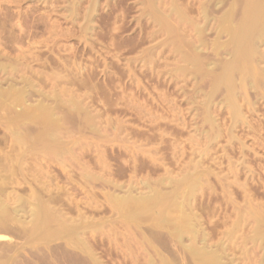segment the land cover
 I'll list each match as a JSON object with an SVG mask.
<instances>
[{
  "label": "rangeland",
  "instance_id": "1",
  "mask_svg": "<svg viewBox=\"0 0 264 264\" xmlns=\"http://www.w3.org/2000/svg\"><path fill=\"white\" fill-rule=\"evenodd\" d=\"M0 61V264H264V0H0Z\"/></svg>",
  "mask_w": 264,
  "mask_h": 264
},
{
  "label": "bare ground",
  "instance_id": "2",
  "mask_svg": "<svg viewBox=\"0 0 264 264\" xmlns=\"http://www.w3.org/2000/svg\"><path fill=\"white\" fill-rule=\"evenodd\" d=\"M246 35H247V34H246ZM251 35H252V34H251ZM251 35H250V36H251ZM253 35H254V34H253ZM247 36H248V35H247ZM247 36H246V37H247ZM249 38H250V37H249ZM250 39H251V38H250ZM245 41H246V39H245ZM252 41H253V40H252ZM247 42H248V41H247ZM255 42H256V41H255ZM254 45H255V44H254ZM243 53H244V52H243ZM244 55L247 56L246 53H244ZM248 55H250V53H249ZM247 57H248V56H247ZM247 57H246V58H247ZM246 58H244V59H246ZM248 58H249V57H248ZM246 61H247V60H246ZM0 62H1V61H0ZM248 62H249V60L247 61V63H248ZM1 63H3V61H2ZM1 63H0V64H1ZM4 63H5V62H4ZM4 63H3V64H4ZM9 63H11V62H9ZM9 63H7V66H9V65H8ZM242 63H244V62H242ZM5 64H6V63H5ZM13 64H14V63H13ZM20 64H21V63H20ZM249 64H250V63H248L247 65H249ZM10 65H11V64H10ZM14 65H15V64H14ZM16 65H17V63H16ZM16 65H15V67H16ZM242 65H244V64H242ZM242 65L239 64V66H241V67H242ZM250 65H251V64H250ZM252 65H253V63H252ZM252 65H251V67H252ZM1 66H2V65H1ZM5 66H6V65H5ZM18 66H19V65H18ZM235 66H237V65L235 64ZM12 67H13V66H12ZM12 67H11V68H12ZM237 67H238V66H237ZM244 67H245V65H244ZM2 68H3V67H1V69H2ZM5 68H6V67H4V69H5ZM242 68H243V67H242ZM245 68H246V67H245ZM1 69H0V70H1ZM4 69H3V70H4ZM8 69H9V68H8ZM8 69H7V70H8ZM16 69H17V68H16ZM238 69H239V68H238ZM241 70H242V69H241ZM243 70H244V68H243ZM243 70H242V71H243ZM245 70H246V69H245ZM248 70H250V68H249ZM253 71H254V70H253ZM10 72H11V71H10ZM15 72H16V71H15ZM244 72L247 73L246 71H244ZM244 72H243V73H244ZM251 72H252V71H251ZM0 73L2 74L3 72H0ZM5 73H6V72H5ZM8 73H9V72H8ZM16 73H17V72H16ZM12 74H13V71H12ZM248 74H250V73H248ZM248 74H247V75H248ZM255 74H256V73H255ZM14 75H15V74H14ZM24 75H25V74H24ZM237 75H238V74H237ZM244 75H245V74H244ZM9 76H11V74H10ZM12 76H13V75H12ZM22 76H23V75H22ZM22 76H21V77H22ZM240 76H241V75H240ZM250 76H253L252 73H251ZM250 76H249V77H250ZM13 77H14V76H13ZM15 77H16V76H15ZM21 77H20V78H21ZM238 77H239V76H238ZM249 77H247V78H249ZM253 77H254V76H253ZM5 78H6V77H5ZM28 78H30V77H28ZM242 78H243V77H242ZM251 78H252V77H251ZM0 79H1V78H0ZM3 79H4V77H3ZM14 79H15V78H14ZM24 79H25V78H24ZM6 80H7V78H6ZM8 80H9V79H8ZM16 80H17V79H15V81H16ZM26 80H27V79H26ZM28 80H29V79H28ZM242 80H244V79H242ZM242 80H241V82H242ZM256 80H257V79H256ZM2 81H3V80H2ZM2 81H1V82H2ZM18 81H19V80H18ZM22 81H24V80H22ZM29 81H30V80H29ZM239 81H240V80H239ZM3 82H4V81H3ZM9 82H10V81H9ZM9 82H8V83H9ZM235 82H236V81H235ZM244 82H245V81H244ZM12 83H13V82H12ZM31 83H32V82H31ZM31 83H30V85H31ZM33 83H34V82H33ZM33 83H32V86H33ZM249 83L251 84V81H250ZM15 84H16V83H15ZM23 84H24V83H23ZM233 84H234V83H233ZM252 84H253V82H252ZM5 85H6V84H5ZM5 85H4V86H5ZM17 85H19V84H17ZM249 86H250V85H249ZM251 86H252V85H251ZM27 87H28V86H27ZM27 87H26V88H27ZM236 87H237V86H236ZM14 88H16V86H15ZM19 88H20V87H19ZM29 88H31V87L29 86L28 89H29ZM233 88L235 89L234 86H233ZM8 89H9V88H8ZM8 89H7V90H8ZM12 89H13V88H12ZM20 89L22 90V89H24V88L21 87ZM28 89H27V90H28ZM241 89H242V87H241ZM244 89H245V88H244ZM2 90H3V88L0 87V122H1V121L3 122L4 120H5L4 122H7L8 120H10V118H9V119L6 118L7 113H9V112H14V110H16V109H15V108H16L15 106H16L17 104H16V102H13V101H11V100H10L11 102H4V100H2V97L5 96L6 93H7V95L4 97V98H6V97L8 96V94H10L11 92H10V89L7 91L6 88L4 89V91H7L6 93H5V92H2ZM15 90H18V88H16ZM21 90H20V91L18 90L20 93L17 92V91H14V90H11V91H12L13 95H16V94L19 93L20 95L22 94V96H24L23 93L26 92V91H25V89L22 90V91H21ZM35 90H36V89H35ZM23 91H24V92H23ZM33 91H34V90H33ZM242 91H243V90H242ZM16 92H17V93H16ZM21 92H22V93H21ZM28 92H29V91H28ZM34 92H35V91H34ZM36 92H37V91H36ZM240 92H241V91H240ZM245 92H246V91H245ZM12 93H11V94H12ZM14 93H15V94H14ZM235 93H236V92H235ZM4 94H5V95H4ZM245 94H246V93H245ZM25 95H26V93H25ZM28 95H29V94H28ZM33 95H34V94H33ZM16 96H18V95H16ZM10 97L12 98V96L10 95V96H8V99H10ZM14 97H15V96H14ZM40 97H41V96H40ZM23 98L25 99V97H23ZM12 99H13V98H12ZM17 99H20V100H21V96H20V98H17ZM17 99H16V101H17ZM24 99H23V100H24ZM5 100H6V99H5ZM14 100H15V99H14ZM2 101H3V102H2ZM6 101H8V100H6ZM17 103H19V102H17ZM44 103H45V102H42L43 106L46 105V104H44ZM62 103H63V102H62ZM62 103H60V104H62ZM72 103H73V102H72ZM30 104H31V105L27 104V105H29V106H27V108H25L26 106H24L23 108H21V109H22L21 111H18V112L15 111V112H17V113H15V116H14L15 119L12 120L13 123H11V121H10L9 123H6V124L2 123V124H4V125H6V126H7V124H8V126H7L6 129L8 130L9 135L11 136L12 146H11L10 149H12V150H15V149L17 150L18 147H22V146H24V145H25V146H26V145H29V144H27V142H26V139H27L26 137H27L28 135H27V134H24L22 131H23L24 127L26 128V127H28V126L31 124L30 122H31L32 120H33V121L36 120V121L39 122V119H40L41 117H43V118L45 117V115H43V113L46 114V113H47L46 111H47L49 108H50V109L48 110L49 113H47L46 116H47L48 114H50V111H51V115H52V117H53V114H52V108H54V107H52L53 105H52V106L50 105L51 107H48V105H49L50 103L46 105V106L48 107V108L45 110L46 113H45V112H42V114L40 113V114L43 115V116L40 115L38 118H37L36 114H39V112L44 111V109L41 107L42 104H41L40 102L36 103V105H34L33 103H30ZM54 104H55V103H54ZM58 104H59V103H58ZM66 104H67V103H66ZM56 105H57V104H55V106H56ZM64 105H65V104H64ZM68 105H72V104L70 103V104H67V106H68ZM46 106H45V108H46ZM57 107H59V106H57ZM63 107H64V106H63ZM41 108H42L43 110L40 111ZM55 108H56V107H55ZM55 108H54V109H55ZM13 109H14V110H13ZM32 110H33V111H32ZM34 110H36V111L39 110V112H38V111H37V112L35 111L36 114L33 116V115L31 114V112H33V114H34ZM60 110H61V109H60ZM60 110H58V111H60ZM2 111L5 112L6 116H5L4 114H2V113H3ZM55 111H57V110H54V112H55ZM63 111H64V110H63ZM1 112H2V113H1ZM69 112H70V111H69ZM29 113H30V114H29ZM61 113L63 114V112H61ZM9 114H10V113H9ZM56 114H57V113H56ZM64 114L66 115L65 112H64ZM30 115H32V116H30ZM10 116H11V115H10ZM12 116H13V115H12ZM57 116H58V115H57ZM69 116H70V114H69ZM7 117H8V116H7ZM52 117H50V116L47 117V118H49V119H45V118H44L45 120L42 119V118H41V119L45 121V124H47V123H46V120L49 121V122H52V121L50 120V118H51L52 120H55V119H53V118H55V113H54V117H53V118H52ZM59 117H60V116H59ZM59 117H58V118H59ZM64 117H65V116H64ZM60 118H61V117H60ZM61 119L63 120V118H61ZM6 120H7V121H6ZM42 120H41V121H42ZM59 120H60V119H59ZM55 121H57V119H56ZM63 121H64V120H63ZM34 122H35V121H34ZM53 122H54V121H53ZM53 122H52V125H53ZM10 123H11L12 125H11ZM29 123H30V124H29ZM36 123H37V122H36ZM39 123H42V122H39ZM63 123H64V122H62V124H63ZM28 124H29V125H28ZM32 124H33V123H32ZM59 124H60V122H59ZM27 125H28V126H27ZM36 125H37V124H36ZM36 125H34V126H36ZM54 125H58V123H57V124H54ZM54 125L51 126V127H54V128H55ZM6 126H5V127H6ZM38 126H39V124H38ZM41 126L43 127V125H41ZM59 126H62V125H59ZM59 126H57V127L59 128ZM48 127H49V126H47V128H48ZM36 128H38V127H36ZM39 128H40V126H39ZM44 128H45V126H44ZM61 128H62V127H61ZM28 129H29V130H33L34 128H33V129L28 128ZM45 129H46V128H45ZM45 129H44V130H45ZM49 129H50V128H49ZM55 129H56V128H55ZM72 129H73V128H72ZM35 130H37V129H35ZM39 130H40V129H39ZM50 130H51V129H50ZM50 130H47V129H46V130L44 131V133L46 134V132L49 131L48 133L50 134V133H51ZM69 130H70V129H69ZM69 130H68V132H69ZM37 131H38V130H37ZM37 131H36V132H37ZM42 131H43V129H42ZM52 131H53L52 133H57V132H54V130H52ZM59 131H60V130H59ZM70 131H71V130H70ZM8 132H7V133H8ZM24 132H25V131H24ZM26 132H27V131H26ZM28 132H29V131H28ZM63 132H64V131H63ZM29 133H30V132H29ZM32 133H33V131H32ZM42 133H43V132H40V131H39V134H41V136H38V133H37V138L40 137L39 139H41V140H42L43 138H45L46 135L43 133V135H45V137H43ZM58 133H59V132H58ZM69 133H70V132H69ZM71 133H72V132H71ZM33 134H34V133H33ZM33 134H32V135H33ZM49 134H48V135H49ZM26 135H27V136H26ZM53 135H54V134H53ZM57 135H58V134H57ZM61 135H62V134H61ZM54 136H55V135H54ZM58 136H60V135H58ZM67 136H68V135H67ZM70 136H71V135H70ZM70 136H69V138H70ZM30 137H34V136H31V135H30ZM42 137H43V138H42ZM48 137L51 138L50 135H49ZM48 137H47V138H48ZM63 137L65 138V135H63ZM37 138L35 137V141H36ZM47 138H45V139L47 140V142H49ZM50 138H49V139H50ZM56 138H58V137H56ZM60 138H61V137H60ZM67 138H68V137H67ZM33 139H34V138H33ZM46 140H42V141L45 142ZM64 140L66 141V138H65ZM54 141H56V140H53V142H54ZM59 141H61V140H59ZM30 142H31V140H30ZM38 142H39V140H38ZM51 142H52V141H50V143H51ZM40 143H42V142L40 141ZM55 143H56V142H55ZM64 144H65V142H64ZM42 145H45V144H42ZM42 145H41V146H42ZM49 145H51V144H49ZM49 145H48V146H49ZM52 145H53V143H52ZM57 145H58V144H57ZM57 145H56V147H57ZM65 145H66V144H65ZM46 146H47V145H46ZM53 146H54V145H53ZM30 147H31V146H30ZM35 147L38 148L39 146L36 145ZM35 147H34V148H35ZM56 147H55V149H56ZM22 148H23V147H22ZM45 148H46V147H45ZM31 149H32V147H31ZM42 149H44V148H42ZM59 149H61V148H59ZM62 149H63V148H62ZM16 150H15L14 152H16ZM23 150H24V148H23ZM36 150H37V149H36ZM46 150H47V149H46ZM50 150H51V149H50ZM70 150H71V149H70ZM20 151H21V150H20ZM26 151H27V150H26ZM28 151H30V150H28ZM28 151H27V152H28ZM32 151H33V149H32ZM40 151H42V150H40ZM43 151H45V150H43ZM52 151H53V150H52ZM59 151H61V150H59ZM59 151H58V152H59ZM14 152L12 151L11 153H14ZM21 152H22V151H21ZM21 152H20V153H21ZM23 152H24V151H23ZM34 152H35V151H34ZM66 152H67V151H66ZM1 153H2V152H1ZM4 153H5V152H4ZM6 153H7V152H6ZM17 153H19V152L17 151ZM20 153H19V154H20ZM30 153H31V152H30ZM45 153H46V152H45ZM9 154H10V153H9ZM13 155H14V154H13ZM17 155H18V154H17ZM20 155H21V154H20ZM24 155H25V154H24ZM28 155H29V154H28ZM30 155H31V154H30ZM39 155H40V153H39ZM46 155H47V154H46ZM50 155H52V154H50ZM53 155H55V154H53ZM53 155H52V156H53ZM60 155H62L61 152H60ZM68 155H69V154H68ZM6 156H7V154H6ZM6 156H5V157H6ZM22 156H23V155H22ZM32 156H35V154L32 155ZM32 156H31V157H32ZM40 156H41V155H40ZM44 156H45V155H44ZM52 156H51L50 159H53L54 156H53V157H52ZM10 157H11V155H10ZM14 157H15V155L13 156V158H14ZM17 157L19 158V156H17ZM27 157H28V156H27ZM35 157H36L35 159H38V158H37V157H39L38 154H37ZM49 157H50V156H49ZM7 158L9 159V157H7ZM24 158H25V157H24ZM60 158H61V156H60ZM8 159H7V160H8ZM14 159H15V158H14ZM19 159H20V158H19ZM25 159H26V158H25ZM28 159H29V157H28ZM41 159H42V157H41ZM41 159H40V160H41ZM43 159H44V158H43ZM46 159H47V158H46ZM56 159H57V158H56ZM11 160H12V158H11ZM15 160H16V159H15ZM22 160H23V158H22ZM22 160H21V161H22ZM26 160H27V159H26ZM29 160H30V159H29ZM29 160H28V162H29ZM31 160H32V159H31ZM38 160H39V159H38ZM40 160H39V161H40ZM44 160H45V159H44ZM16 161L18 162L19 160H16ZM32 161H33V160H32ZM39 161H38V162H39ZM51 161H52V160H51ZM0 162H3V161H2V158H0ZM9 162H10V161H9ZM14 162H15V161H14ZM14 162H13V164H14ZM23 162H24V161H23ZM34 162H35V161H34ZM5 163L7 164V161H6ZM29 163H30V162H29ZM39 163H40V162H39ZM42 163L44 164V162H42ZM10 164H11V163H10ZM13 164H12V165H13ZM21 164H22V163H21ZM27 164H28V163H27ZM30 164H31V163H30ZM32 164H33V163H32ZM40 164H41V163H40ZM40 164H39L38 166H40ZM16 165H17V164H16ZM18 165H19V163H18ZM14 166H15V165H14ZM22 166H23V164H22ZM34 166H37V163H36ZM38 166H37V167H38ZM19 167H20V166H19ZM37 167H36V169H37ZM22 168H23V167H22ZM44 168H45V167H44ZM40 169H41V167H40ZM0 172H1V171H0ZM44 174H45V173H43V175H44ZM84 176H85V175H84ZM90 176H91V175H90ZM193 177H194V176H193ZM190 179H191V178H190ZM199 179H200V178H199ZM180 181H181V180H180ZM195 182H196V181H195ZM163 184H164V183H163ZM194 184H195V183H194ZM164 185H165V184H164ZM182 187H183V186H182ZM182 187H181V188H182ZM188 187H189V186H188ZM4 189H5V188H4ZM178 190H179V189H178ZM189 191H190V190H189ZM187 192H188V191H187ZM153 195H154V194H153ZM153 195H152V196H153ZM156 195H157V194H156ZM185 195H186V194H185ZM190 195H191V194H190ZM12 196H13V195H12ZM112 196H113V195H112ZM16 197H17V196H16ZM16 197H15V198H16ZM39 197H40V196H39ZM115 197H116V196H114L113 198L115 199ZM147 197H148V198H147ZM147 197H146V198L149 199L150 196H147ZM156 197H157V196H156ZM18 198H20V197H18ZM119 198H120V197H119ZM122 198H123V197H122ZM20 199H21V198H20ZM124 199H125V198H124ZM151 199H152V197H151ZM156 199H157V198H156ZM116 200L118 201V196H117ZM120 200H121V199H120ZM125 200H126V199H125ZM140 200H141V199H140ZM142 200L144 201V199H142ZM152 200H153V199H152ZM168 200H169V199H168ZM122 201H123V200H122ZM136 201H137V200H136ZM136 201H134V202H136ZM138 201H139V200H138ZM154 201H155V200H154ZM0 202H1V201H0ZM3 202H4V201H3ZM15 202H16V201H15ZM18 202H20V203L22 204V202H24V201H23V200H21V201H20V200H17L16 203H18ZM112 202L114 203V200H113ZM147 202H148V200H147ZM151 202H152V201H151ZM155 202H156V201H155ZM157 202H158V201H157ZM168 202H171V200L168 201ZM168 202H167V203H168ZM124 203L126 204V202H124ZM141 203H142V201H141ZM160 203H162V202H160ZM165 203H166V201H165ZM165 203H164V204H165ZM18 204H19V203H18ZM21 204H19V205L21 206ZM114 204H115V203H114ZM117 204H118V203H117ZM139 204H140V203H139ZM143 204H144V203H143ZM146 204L148 205L149 203H146ZM152 204H154V202H153ZM157 204H158V203H157ZM168 204H169V203H168ZM2 205H3V203H2ZM2 205H1V203H0V212H1V211L6 212L7 210L5 211L4 208L2 207ZM4 205H6V204H4ZM4 205H3V206H4ZM19 205H18V206H19ZM119 205H121V204H119ZM159 205H161V204H159ZM23 206H25V205L22 204V207H20V208H21L20 211H24V210H25V207H24V210H22ZM154 206L156 207L155 204H154ZM162 206H163V205H162ZM165 206H166V205H165ZM165 206H164V207H165ZM168 206H169V205H168ZM170 206H171V205H170ZM8 207H9V206H8ZM136 207H137V206H136ZM155 207H154V209H155ZM160 207H161V206H160ZM14 208H15V207H14ZM17 208H19V207H17ZM157 208L160 209L159 206H158ZM166 208H167V206H166ZM9 209H10V208H9ZM149 209H150V208H149ZM17 210H19V209H13V211H11L12 214H13V213L16 214L17 212H20V211H17ZM151 210H152V209H151ZM263 210H264V209H263ZM4 212H3V213H4ZM7 212H10V210L7 211ZM7 212H6V214H10V213H7ZM154 212H155V211H154ZM155 213H156V212H155ZM160 213H161V212H160ZM162 213H164V212L162 211ZM4 214H5V213H4ZM17 214H18V213H17ZM33 214H34V213H33ZM33 214H32V215H33ZM151 214H152V216H154V215H153V211H152ZM159 215H160V214H158V216H159ZM163 215H164V214H163ZM4 216H5V215H4ZM7 216L9 217V215H7ZM13 216H14V215H13ZM39 216H40V215H39ZM155 216H157V215H155ZM164 216H165V215H164ZM171 216H172V215H170V217H171ZM10 217L13 218L12 215H11ZM80 217H81V216H80ZM159 217H160V216H159ZM162 217H163V216H162ZM166 217H168V215H167ZM166 217H165V218H166ZM185 217H186V216H185ZM185 217H184V218H185ZM180 218H181V216H180ZM262 218H263V217H262ZM150 219H152V217H151ZM158 219H160V218H158ZM167 219H168V218H167ZM176 219H177V218H176ZM238 219H239V218H238ZM8 220H10V219H8ZM8 220H7V219H4L3 217L0 216V229H2L6 224L9 223ZM154 220L156 221V217L154 218ZM160 220H161V219H160ZM170 220H171V219H170ZM173 220H175V219H173ZM184 220H187V218L184 219ZM244 220H245V218H244ZM259 220H260V219H259ZM259 220H258V221H259ZM165 221H166V220H165ZM171 221H172V220H171ZM176 221H177V220H176ZM180 221H181V220H180ZM180 221H179V223H180ZM187 221H188V220H187ZM187 221H186V222H187ZM192 221H193V220H192ZM258 221H257V222H258ZM174 222H175V221H174ZM182 222H183V221H182ZM227 222H228V221H227ZM227 222H226V223H227ZM240 222H241V221H239V223H240ZM176 223H178V222H176ZM184 223H185V222H183V225L185 226L186 224H184ZM189 223H190V222H189ZM189 223H187V224H189ZM191 223H192V222H191ZM191 223L189 224L190 226L187 225V226H189L190 228H189V227H185V229L187 228V229H193V230H194L196 227L194 228L193 226H191ZM241 223H242V222H241ZM252 223H253V222H252ZM258 223H259V222H258ZM258 223H257V224H258ZM262 223H263V222H262ZM156 224H158V223H156ZM167 224H168V222H167ZM171 224H172V222H171ZM180 224L182 225V223H180ZM194 224H195V223H194ZM194 224L192 223V225H194ZM248 224H249V223H248ZM257 224H256V227L258 226ZM259 224H260V223H259ZM168 225H170V223H169ZM195 225H196V224H195ZM195 225H194V226H195ZM239 225H240V224H239ZM242 225H244V223H243ZM249 225H250V224H249ZM158 226H159V225H158ZM164 226H165V225H164ZM233 226H234V225H233ZM173 227L175 228V230L177 231V233H178V231H179V232H180V231H181V232L183 231V226L181 227V226H179L178 224H173ZM247 227H248V226H247ZM256 227H254V228H256ZM260 227H261V224H260ZM168 228H169V227H168ZM171 228H172V226H171ZM181 228H182V230H181ZM232 228H233V227H231V229H232ZM254 228H253V229H254ZM165 229H167V227H166ZM235 229H237V228H235ZM245 229H246V228H245ZM245 229H244V230H245ZM250 229H251V228H250ZM257 229H258V228H257ZM257 229H256V230H257ZM259 229H260V228H259ZM263 229H264V227H263ZM169 230H170V228H169ZM172 230H173V229H172ZM254 230H255V229H254ZM256 230H255V231H256ZM202 231H204V230H202ZM236 231H237V230H236ZM236 231H234V233H236ZM245 231H246V230H245ZM262 231H263V230H262ZM262 231H261V232H262ZM163 232H164V231H163ZM197 232H198V231H197ZM247 232H250V231L247 230ZM252 232H253V231H252ZM259 232H260V230H259ZM147 233H148V232H147ZM151 233H152V232H151ZM151 233L149 232V234H151ZM154 233H155V232H154ZM160 233H161V232H160ZM253 233H254V232H253ZM164 234H165V233H164ZM174 234H175V233H174ZM204 234H205V233H204ZM248 234H249V233H248ZM258 234H259V233H258ZM160 235H161V234H160ZM176 235H177V234H176ZM179 235H180V233H179ZM179 235H178V237H179ZM202 235H203V234H202ZM245 235H246V234H245ZM261 235L264 236V233L262 232ZM261 235H260V236H261ZM148 236H149V235H148ZM151 236H152V235H151ZM156 236H157V235H156ZM162 236H163V235H162ZM172 236H173V234H172ZM194 236H195V235H194ZM251 236H252V238H253L254 235H251ZM152 237H153V236H152ZM152 237H151V238H152ZM199 237H200V236H199ZM203 237H205V236H203ZM208 237H209V236H208ZM255 237H256V236H255ZM1 238H2V236H0V239H1ZM179 238H180V237H179ZM195 238H197V237H195ZM195 238H194V239H195ZM206 238H207V236H206ZM233 238H234V237H233ZM235 238H236V236H235ZM235 238H234V239H235ZM237 238H238V237H237ZM263 238H264V237H263ZM145 239H146V237H145ZM155 239H157V238H155ZM199 239H201V238H199ZM208 239H209V238H208ZM246 239H247V238H246ZM246 239H245V241H246ZM248 239H249V238H248ZM253 239H254V238H253ZM164 240H166V239H164ZM170 240H171V239H170ZM170 240H169V241H170ZM181 240H182V239H181ZM203 240H205V239H203ZM250 240H251V239H250ZM258 240H259V239H258ZM248 241H249V240H248ZM254 241H255V240H254ZM260 241H261V240H259V242H260ZM161 242H162V241H161ZM194 242H195V241H194ZM204 242H205V241H204ZM255 242H256V241H255ZM255 242H254V243H255ZM262 242H264V241H262ZM164 243H165V242H164ZM181 243H182V241H181ZM195 243H196V242H195ZM195 243H194L193 245H195ZM201 243H202V242H201ZM240 243H241V242H240ZM243 243H244V242H243ZM246 243H247V241H246ZM157 244H158V243H157ZM168 244H169V243H168ZM252 244H253V243H252ZM165 245H166V244H165ZM196 245H197V244H196ZM206 245H208V244H206ZM221 245H222V244H221ZM244 245H245V243H244ZM247 245H248V244H247ZM249 245H250V244H249ZM190 246H192V245H190ZM261 246H264V245H262V243H261ZM261 246H260V247H261ZM151 247H152V246H151ZM151 247H150V248H151ZM162 247H164L163 244H162ZM167 247H168V245H167ZM182 247H183V246H182ZM195 247L197 248L198 245L195 246ZM245 247H246V246H245ZM252 247H253V246H252ZM256 247L258 248V246H256ZM260 247H259V248H260ZM190 248H191V247H190ZM196 248H193V247H192V248H191V251L188 250V252L190 251L189 253H191V254H195V255H198V258H199V256H200V258H202V260H201V264H225V263H226V262H225L226 260H224V257H225L226 255H224V252H226V254H227L228 251H226V250L224 251V250H223L224 252H222V249H223V248L221 249V251H220V249L218 248L219 251H220L221 253H219V252L217 253L216 250H214V251L212 252L213 249H212V250L209 249L210 251H208V249H205V248H207V247H205V248L203 247L204 249H203V248H202V249H201V248H200V249L197 248L198 250H197ZM166 249L169 250V248H166ZM183 249H184V248H183ZM224 249H225V248H224ZM239 249H240V248H239ZM246 249H247V248H245L244 250H246ZM250 249H251V248H250ZM250 249H248V250H250ZM154 250H155V249H154ZM179 250H180V249H179ZM179 250H178V252H179ZM227 250H228V249H227ZM260 250H261V249H260ZM149 251H150V250H149ZM157 251H158V250H157ZM165 251H166V250H165ZM181 251H182V250H181ZM181 251H180V252H181ZM215 251H216V252H215ZM250 251H251V250H250ZM257 251H258V250H257ZM155 252H156V251H155ZM159 252H160V251H159ZM159 252H158V253H159ZM185 252H186V251H185ZM251 252H252V251H251ZM260 252H261V251H260ZM233 253H234V252H233ZM245 253H246V252H245ZM247 254H248V252H247ZM164 255H165V254H164ZM180 255H181V253H180ZM229 255H230V254H229ZM245 255H246V254H245ZM252 255H253V254H252ZM252 255H251V256H252ZM255 255H258V254H255ZM262 255H263V253H262ZM262 255H260V257H261ZM86 256H87V255H86ZM160 256H162V255H160ZM173 256H174V255H173ZM201 256H202V257H201ZM235 256H236V255H235ZM249 256H250V255H249ZM88 257H89V256H88ZM177 257H178V256H177ZM188 257H189V256H188ZM91 258H92V256H91ZM160 258H161V257H160ZM165 258H167V257H165ZM226 258H227V257H226ZM229 258H230V257H229ZM251 258H252V257H251ZM261 258H262V257H261ZM261 258H260V259H261ZM167 259H168V258H167ZM194 259H196V258H194ZM230 259H232V258H230ZM254 259H255V257H254ZM256 259H257V258H256ZM258 259H259V257H258ZM87 260H88V259H87ZM223 260H224V261H223ZM93 261H94V260H93ZM152 261H153V260H152ZM199 261H200V260H199ZM258 261H259V260H258ZM258 261H256V262H258ZM90 262H91V261H90ZM196 262H198V261H196ZM224 262H225V263H224ZM227 262H228V261H227ZM262 262H263V261H262ZM262 262H260V264H262ZM94 263H95V262H94ZM153 263H154V262H153ZM158 263H159V261H158ZM168 263H169V261H168ZM231 263H232V261H231ZM233 263H234V262H233ZM173 264H174V263H173ZM180 264H181V263H180ZM188 264H189V263H188ZM227 264H228V263H227ZM229 264H230V262H229ZM258 264H259V263H258Z\"/></svg>",
  "mask_w": 264,
  "mask_h": 264
}]
</instances>
